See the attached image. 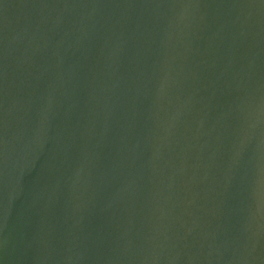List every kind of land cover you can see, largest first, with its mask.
I'll list each match as a JSON object with an SVG mask.
<instances>
[{
    "label": "water",
    "instance_id": "water-1",
    "mask_svg": "<svg viewBox=\"0 0 264 264\" xmlns=\"http://www.w3.org/2000/svg\"><path fill=\"white\" fill-rule=\"evenodd\" d=\"M0 264H264V0H0Z\"/></svg>",
    "mask_w": 264,
    "mask_h": 264
}]
</instances>
